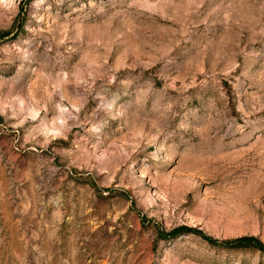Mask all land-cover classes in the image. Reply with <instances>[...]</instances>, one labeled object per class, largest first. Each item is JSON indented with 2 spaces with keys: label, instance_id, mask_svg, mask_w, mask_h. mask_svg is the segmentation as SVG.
Masks as SVG:
<instances>
[{
  "label": "rangeland",
  "instance_id": "rangeland-1",
  "mask_svg": "<svg viewBox=\"0 0 264 264\" xmlns=\"http://www.w3.org/2000/svg\"><path fill=\"white\" fill-rule=\"evenodd\" d=\"M264 0H0V264H264Z\"/></svg>",
  "mask_w": 264,
  "mask_h": 264
},
{
  "label": "trees",
  "instance_id": "trees-1",
  "mask_svg": "<svg viewBox=\"0 0 264 264\" xmlns=\"http://www.w3.org/2000/svg\"><path fill=\"white\" fill-rule=\"evenodd\" d=\"M199 235L209 244L216 247L228 250L256 251L264 254V243L254 236H244L234 240L222 242L213 237L206 236L203 233H199Z\"/></svg>",
  "mask_w": 264,
  "mask_h": 264
}]
</instances>
